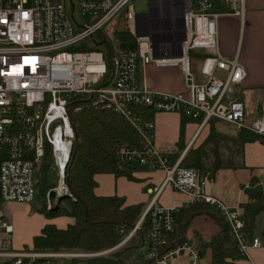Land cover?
<instances>
[{"label":"built area","instance_id":"built-area-1","mask_svg":"<svg viewBox=\"0 0 264 264\" xmlns=\"http://www.w3.org/2000/svg\"><path fill=\"white\" fill-rule=\"evenodd\" d=\"M151 3L150 13L138 16L133 0H79L78 7L86 15L80 22L74 15L77 6L73 0H0V264H39L38 259L43 257L48 264H59L58 257L111 252L129 240L147 214V263L170 264V258L188 253L190 264H202L200 251L188 239L178 241L175 236L178 207L200 201L222 212L244 254H249L248 247L262 243L258 235L253 239L245 235L241 206L228 205L205 191L210 171L202 176L194 167L180 165L181 153L172 161L177 148L171 145L162 150L154 137L155 113L169 110L198 121L196 136L212 117L264 134V113L252 122L245 120L240 85L247 69L240 53L224 56L218 48V17L225 12L242 14L245 0ZM221 4L225 10L216 9ZM181 11L186 36L180 42L182 28L177 24V14ZM121 12L126 16L125 29L137 42L133 49L123 48L120 39L112 37L119 31L114 23ZM197 52H203L200 69L195 61ZM153 63L179 65L185 89L174 92L150 88L140 71ZM217 69L224 73H216ZM82 94L91 96L96 106L112 107L132 120L146 144L141 149L124 150L126 158L163 167L166 174L161 187L172 186L187 195L186 201L168 206L156 204L155 197L136 225L115 246L101 251L16 247L13 223L2 203L36 199L40 166L48 148L54 169L59 172L57 189L71 192L65 170L76 130L69 110ZM140 105H151L154 115L135 117L134 108Z\"/></svg>","mask_w":264,"mask_h":264},{"label":"trees","instance_id":"trees-1","mask_svg":"<svg viewBox=\"0 0 264 264\" xmlns=\"http://www.w3.org/2000/svg\"><path fill=\"white\" fill-rule=\"evenodd\" d=\"M122 47L133 49L137 46L135 37L128 31L119 30L116 33ZM80 108H76V107ZM134 116L151 117L154 108L151 105H140L134 108ZM70 115L75 125L76 136L71 158L67 165L66 183L69 185L71 196L64 199L59 205L48 207L49 198L46 192L56 187L53 160L50 148L41 162L36 199L39 200L37 209L44 212L47 217L56 215H73L75 220L67 227L57 226L55 223L46 222L40 233L33 237L34 249L66 250L72 251H101L115 246L124 233L132 229L143 214L142 203H126L125 195L113 193L112 195L97 194L95 191L98 182V172H111L117 175H126L136 179L133 171L137 160L126 158L124 150L127 148L141 149L146 140L138 131L132 120L123 113L111 108H101L93 103L88 94L77 96L70 108ZM258 117L264 113L261 105ZM184 121L192 119L182 115ZM217 117L210 119L209 130L206 137L198 144L188 147L180 161L182 166H191L206 175L221 167L237 165L235 157L241 154L247 141L263 139L264 134L254 131L246 126L237 131H224L218 127ZM180 148H183L181 146ZM180 151L171 155L174 161ZM140 164V163H139ZM259 178L252 176L248 184H243L248 198L240 203L243 210L244 230L248 239L257 236L256 218L264 214V187L259 184ZM216 210V211H215ZM201 213L216 215L221 227L211 237L197 233L199 247H209L213 251L210 264H234L236 258L244 257L237 240L231 234V227L222 212L209 202H189L179 206L176 210L177 228L175 236L178 241L184 240V229L194 216ZM264 220V218H263ZM149 214H147L129 240L115 248V250L101 255H73L71 264H134V250L147 241L150 227ZM124 228V232L121 229ZM260 234L264 238V224ZM39 258L38 261L43 260ZM144 264H149L146 261Z\"/></svg>","mask_w":264,"mask_h":264},{"label":"crops","instance_id":"crops-1","mask_svg":"<svg viewBox=\"0 0 264 264\" xmlns=\"http://www.w3.org/2000/svg\"><path fill=\"white\" fill-rule=\"evenodd\" d=\"M243 10L244 12L240 15L225 12L218 17V48L224 56H233L239 52L240 59L246 66L247 77L240 85V91L246 105L245 120L252 122L258 117L259 107L261 105L264 107V0H245ZM202 54L203 52H197L195 61L198 62V58ZM140 75L153 89L177 92L183 91L186 87L179 65L147 64L141 68ZM182 119V115L177 111L155 113L154 137L155 144L160 149L167 150L171 145H174L177 151L184 155L186 148L194 144L200 137V133L207 134L209 125L196 136L198 121L187 119L184 121V131L181 135ZM217 124L221 130L230 131L225 125ZM181 146L183 148H180ZM243 149L244 151L235 157L237 165L221 167L212 171L211 177L204 185L206 192L219 196L226 204L232 206H240V203L248 198L243 184H248L252 176L258 177L259 184L264 187L263 140L247 141ZM134 165L133 173L136 179H131L126 175H117L114 172H98L96 174L98 182L95 188L96 193L98 195H112L113 193L125 195L127 204L142 203L144 210L155 197L156 204L168 206L175 201L179 204L186 201L187 195L172 186L161 187L166 174L163 167L152 161ZM26 204L20 206L17 205V202H13L11 210L8 211L12 217L13 242L16 247H21L28 240L32 242L34 235L41 232L42 226L46 222L67 227L68 223L75 220L73 215L61 214L50 218L43 212L24 217L15 211L18 209L17 207H21L26 212L28 209V204ZM220 227L216 215L201 213L194 216L191 223L184 229V236L200 251V256L202 249L210 251V263L213 251L209 247H199V238L196 234L199 233L208 238L219 231ZM257 235L261 237L262 243L259 246L248 247L249 254L236 258L234 264H264V238L260 233ZM56 260L59 263L58 259ZM201 263L204 264L202 257ZM170 264H190V256L188 253L174 256Z\"/></svg>","mask_w":264,"mask_h":264},{"label":"rangeland","instance_id":"rangeland-1","mask_svg":"<svg viewBox=\"0 0 264 264\" xmlns=\"http://www.w3.org/2000/svg\"><path fill=\"white\" fill-rule=\"evenodd\" d=\"M69 1V0H68ZM77 6L75 12H74V15H76V18L78 21L80 22H83L84 20H86V15L82 14L81 10L79 9L78 7V3H79V0H73ZM134 1V4H135V9L137 12L139 11H148L150 10L151 8V0H133ZM217 10H225L226 9V6H224L223 4H221L219 7L216 8ZM127 26V22H126V16H125V13L121 12V14L119 15V17L117 18L116 22L114 23V28L115 29H122V30H125V27ZM117 33V31H116ZM112 37L114 38L115 41H117L119 39V37H117L116 34L113 33ZM201 61L202 59L198 58V62L196 63L197 66H198V69H200L201 67ZM200 66V67H199ZM216 73L218 74H223V70L221 69H217ZM218 123L219 125H225L226 127H228L230 129V131H237V127L235 125H233L231 122L229 121H225V120H222V119H218ZM199 138L194 142L193 145H198L205 137H206V134H199ZM55 180H56V185H58V181H59V172H58V176L55 172ZM47 193H48V190L46 192V198L48 199L47 197ZM13 202H17V205H20V206H25L26 203H20L19 201H16V200H13V201H8V200H4L3 203H2V206L4 207L6 213H8V211L11 210L12 208V205H13ZM28 204V209L27 211L25 212V210H22L21 207H17L18 209L15 210L16 212H18L19 214H22L24 217H26L28 215V217L32 216L33 214L35 213H39V214H42L43 212H40L37 207L39 205V200L38 199H35L31 202H27ZM26 204V205H27ZM26 214H25V213ZM9 215V218L12 222V217H11V214L8 213ZM264 214L263 213H260L258 215V217L256 218V231L257 233L259 234L262 230V226L264 224ZM14 239V237H13ZM32 242H30V240H28V242L26 244H23L20 248H26V249H33L34 248V245L32 246ZM148 247H149V241H146L144 242V244L138 246L135 248L134 250V264H144V262L146 261V258H147V252H148ZM109 253V252H108ZM107 254V253H105ZM210 256H211V253L210 251L208 250H201V257L204 259V264H210ZM172 258H170L169 260L171 261ZM71 260H72V257H58V261H59V264H71ZM39 264H48L47 262V259L44 258L43 260H40L39 261Z\"/></svg>","mask_w":264,"mask_h":264},{"label":"water","instance_id":"water-1","mask_svg":"<svg viewBox=\"0 0 264 264\" xmlns=\"http://www.w3.org/2000/svg\"><path fill=\"white\" fill-rule=\"evenodd\" d=\"M152 1V0H151ZM152 9V3H151V8L150 10ZM150 10L148 11H139V12H136L139 15H144V14H149L150 13ZM177 24L178 26H180L182 29H181V33H180V38H179V41L181 42V40L183 38H185V30H184V18H183V11H181L180 13L177 14ZM65 173H66V170H65ZM71 196V192H69L68 190H59L54 187L50 188L49 189V193H48V198H49V201H50V207L53 205V204H57L59 205L61 201H63L64 199H68L70 198Z\"/></svg>","mask_w":264,"mask_h":264}]
</instances>
